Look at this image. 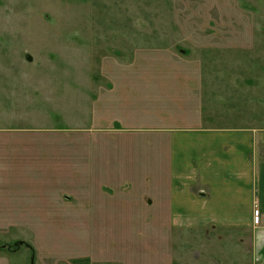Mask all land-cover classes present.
<instances>
[{
	"label": "rangeland",
	"instance_id": "1",
	"mask_svg": "<svg viewBox=\"0 0 264 264\" xmlns=\"http://www.w3.org/2000/svg\"><path fill=\"white\" fill-rule=\"evenodd\" d=\"M183 127L264 129V0H0V264L264 259L172 220Z\"/></svg>",
	"mask_w": 264,
	"mask_h": 264
},
{
	"label": "crops",
	"instance_id": "2",
	"mask_svg": "<svg viewBox=\"0 0 264 264\" xmlns=\"http://www.w3.org/2000/svg\"><path fill=\"white\" fill-rule=\"evenodd\" d=\"M170 165L174 222L252 230V247L264 255V129L175 128Z\"/></svg>",
	"mask_w": 264,
	"mask_h": 264
},
{
	"label": "built area",
	"instance_id": "3",
	"mask_svg": "<svg viewBox=\"0 0 264 264\" xmlns=\"http://www.w3.org/2000/svg\"><path fill=\"white\" fill-rule=\"evenodd\" d=\"M255 214H259V211L256 210ZM256 256H257L256 257L257 261L255 262V264H264V259H261V257L259 255H257V254H256Z\"/></svg>",
	"mask_w": 264,
	"mask_h": 264
}]
</instances>
